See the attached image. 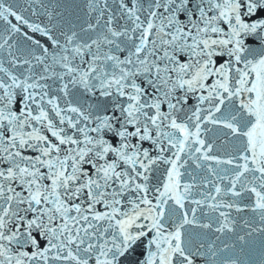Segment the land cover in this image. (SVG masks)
<instances>
[{
	"label": "snow or ice",
	"instance_id": "obj_1",
	"mask_svg": "<svg viewBox=\"0 0 264 264\" xmlns=\"http://www.w3.org/2000/svg\"><path fill=\"white\" fill-rule=\"evenodd\" d=\"M0 264H264V0H0Z\"/></svg>",
	"mask_w": 264,
	"mask_h": 264
}]
</instances>
